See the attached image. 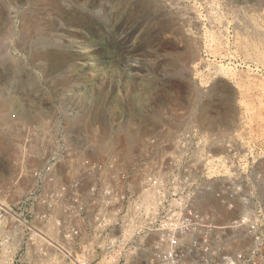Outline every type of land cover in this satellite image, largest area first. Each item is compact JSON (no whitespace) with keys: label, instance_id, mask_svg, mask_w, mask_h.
Segmentation results:
<instances>
[{"label":"rangeland","instance_id":"1","mask_svg":"<svg viewBox=\"0 0 264 264\" xmlns=\"http://www.w3.org/2000/svg\"><path fill=\"white\" fill-rule=\"evenodd\" d=\"M11 115L56 119L93 157L162 124L260 137L264 0H0V182Z\"/></svg>","mask_w":264,"mask_h":264},{"label":"built area","instance_id":"2","mask_svg":"<svg viewBox=\"0 0 264 264\" xmlns=\"http://www.w3.org/2000/svg\"><path fill=\"white\" fill-rule=\"evenodd\" d=\"M9 121L0 264H264V131L162 124L93 157L56 119Z\"/></svg>","mask_w":264,"mask_h":264},{"label":"bare ground","instance_id":"3","mask_svg":"<svg viewBox=\"0 0 264 264\" xmlns=\"http://www.w3.org/2000/svg\"><path fill=\"white\" fill-rule=\"evenodd\" d=\"M104 145H106V143H104L101 147L103 148V146ZM95 146V145H94ZM92 150H93V148H92ZM100 151H103V150H101V149H99ZM105 150V149H104ZM107 153V152H106Z\"/></svg>","mask_w":264,"mask_h":264}]
</instances>
